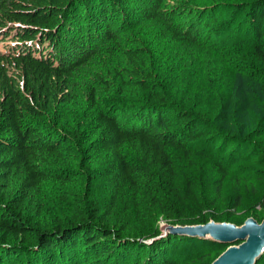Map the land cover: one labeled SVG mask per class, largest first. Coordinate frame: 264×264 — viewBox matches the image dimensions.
Returning <instances> with one entry per match:
<instances>
[{"label": "trees", "instance_id": "1", "mask_svg": "<svg viewBox=\"0 0 264 264\" xmlns=\"http://www.w3.org/2000/svg\"><path fill=\"white\" fill-rule=\"evenodd\" d=\"M168 1L0 0V264H212L228 244L147 241L162 236L163 221L264 220V195L245 207V191L264 184V153L254 142L264 128L236 117L243 108L215 72L190 75L185 97L181 71L164 69L174 62L148 52L159 29L193 53L223 59L246 47L240 37L217 43L210 34L225 14L223 29L252 34L249 79L264 107V0H246L242 10L232 0H203V13H173L179 30L167 23ZM120 16L122 34L141 42L117 44L111 23ZM104 56L112 58L107 76L92 70ZM93 82L115 89L116 106ZM247 164L258 172L250 176Z\"/></svg>", "mask_w": 264, "mask_h": 264}, {"label": "rangeland", "instance_id": "2", "mask_svg": "<svg viewBox=\"0 0 264 264\" xmlns=\"http://www.w3.org/2000/svg\"><path fill=\"white\" fill-rule=\"evenodd\" d=\"M203 0H197V2H192L191 0H169L168 1V6H171L172 8L170 9V17L168 20V24H171L169 27L172 29L173 26L172 24L174 23L175 28L177 27V30H179L178 24H181V21L175 23V21L179 18V15H173V13L177 11V13H180V15H183L182 12L187 11V8H192L194 9V12H205V10H207V6H197L198 3H202ZM229 1V0H228ZM248 1L246 0H232V3H234L235 8H238V10H242L243 8V4H247ZM222 5V4H221ZM221 5H218V9H221ZM179 8V9H178ZM216 8V7H215ZM189 10V9H188ZM192 11V10H190ZM221 16L225 17V14H221L219 17H215L214 18V27L209 29L210 30V34L217 39V43H219L220 41H222L223 39L233 42L236 41V39L238 37H240L238 39V42H244L246 43V47L243 48H238V49H234L231 51V53H228V55L225 58H221V53H220V57L217 56V60L215 57H213V53H209L206 52V54H200V53H193L191 52V50L187 49L186 44H184L183 42H181L180 40H176L171 36H165V37H160L158 36L159 33V29H154V34H153V38L156 39L155 42L151 43L150 41L148 44V52L154 54L155 56L158 57V60H163V61H168L172 60L174 62V68H172L173 66H168L166 65V67H164V69H166L167 71H175L176 76L177 73L179 71H181L179 78L183 79L184 82L182 83V87L183 88V93L182 95L186 97L185 91L186 88H188L187 86L190 84V81L192 79V77H190V75H193V73H197L199 75L200 78H206L210 73L215 72V82H219L221 81V84L226 87V90L229 91V93L233 94L235 97L238 98V102L239 104L242 106L243 108V114L237 115L236 117H240V121L242 120H250L253 121L255 120V123L257 125H259L257 128H259L261 126V128H264V107L262 106V103L259 99H257L259 92L257 90L256 85L253 84L252 80L249 79L250 73V69L252 66L249 64V62L246 60L248 57V51H247V47L248 44L247 42H253V37L252 34H250L247 31H237L236 29H230L227 27L223 29V25L220 24V22L218 21L219 18ZM210 18V16H203V14L201 15V19H203V21L208 20ZM240 18L242 19L241 13H239V15L236 16V19ZM116 19L118 21H116ZM116 19L111 23L116 31V34L118 35L117 38V44L119 43V45H125L123 47L126 48L129 45L134 44V42H141L138 39H135V34L133 32L131 33H126V34H122L123 32V25L120 23L122 22V18L120 17H116ZM184 20V19H181ZM216 20V21H215ZM124 21V20H123ZM145 31V30H144ZM239 32H241V34H238ZM158 36V37H157ZM147 39V38H146ZM15 43H9L7 46V48H12L14 46ZM110 46V45H109ZM116 44L113 45L112 47V52L113 55L115 56L117 54L116 51ZM6 43H3L0 45V50L4 51L6 48ZM229 49V48H228ZM110 50V51H111ZM8 51V50H7ZM6 51V52H7ZM5 52V53H6ZM195 54V55H194ZM211 55V56H210ZM194 57L193 59H197L199 58L200 60H193L192 63H190V58ZM104 61L102 64H94L92 70L96 71L98 73H103L104 76H107L108 73L107 68L109 67V65L105 64V63H109L112 58H110L109 56H104ZM245 59V62L241 61L242 59ZM239 60L237 63L235 62V60ZM114 60V59H113ZM182 60H185V63L183 66H180ZM232 62V64H234L235 69H233L231 67V65H226L225 62L229 61ZM96 63H101V60L98 58L96 60ZM113 64H115V62H113ZM116 65V64H115ZM165 65V64H163ZM193 66H198L195 70L191 71V67ZM221 68L224 70L223 72H219L218 74V70ZM171 69V70H170ZM179 70V71H177ZM183 74H187V78H184ZM220 79V81H219ZM93 84H96L97 88H98V92L100 95V99L103 101H106L109 103V105L111 106H116L114 105L116 100H117V93H115V89H113V91L111 93H107L106 91H108L107 89H104L103 86L101 85V83L99 82H93ZM213 86V85H212ZM230 94V95H231ZM249 98H251V100H249ZM262 98V96L260 97ZM250 102H249V101ZM112 103V104H111ZM119 104H124L126 105V102L121 100V102ZM251 106V107H250ZM249 109V110H248ZM256 144V149H260L263 153H264V136L263 138H259L258 140L254 141ZM248 166H245V170L246 173H248L249 169H253L254 173H249L250 176L257 173L259 168L255 167L254 165L251 164H247ZM254 183L258 186V193H251L250 191H245V196H246V204L249 205L247 208L257 205L258 201L261 197H263V190H261L262 186L264 188V184L262 183H256L254 181ZM259 214L264 217V210L259 211ZM164 223H166L165 221H163L161 223V225H163ZM213 249L216 247H212ZM210 251V248H208L205 253H208ZM219 253V252H218ZM216 251H213L212 258L209 259V261L211 262L216 256L217 254Z\"/></svg>", "mask_w": 264, "mask_h": 264}, {"label": "water", "instance_id": "3", "mask_svg": "<svg viewBox=\"0 0 264 264\" xmlns=\"http://www.w3.org/2000/svg\"><path fill=\"white\" fill-rule=\"evenodd\" d=\"M161 232L162 236L147 242L152 243L167 235H173L198 237L223 245L228 244V249L212 264H257L264 253V220L258 222L253 217L248 218L241 226L230 222L218 223L214 220L208 224L195 226H174L164 223L161 225Z\"/></svg>", "mask_w": 264, "mask_h": 264}]
</instances>
